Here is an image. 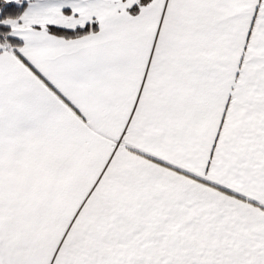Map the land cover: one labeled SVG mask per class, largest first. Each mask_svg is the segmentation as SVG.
<instances>
[{"label":"snow or ice","instance_id":"obj_1","mask_svg":"<svg viewBox=\"0 0 264 264\" xmlns=\"http://www.w3.org/2000/svg\"><path fill=\"white\" fill-rule=\"evenodd\" d=\"M0 264H264V0H0Z\"/></svg>","mask_w":264,"mask_h":264}]
</instances>
